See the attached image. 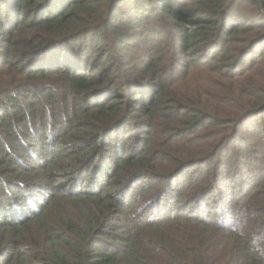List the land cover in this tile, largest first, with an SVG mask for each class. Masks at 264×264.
Listing matches in <instances>:
<instances>
[{"label":"trees","instance_id":"1","mask_svg":"<svg viewBox=\"0 0 264 264\" xmlns=\"http://www.w3.org/2000/svg\"><path fill=\"white\" fill-rule=\"evenodd\" d=\"M0 264H264V0H0Z\"/></svg>","mask_w":264,"mask_h":264}]
</instances>
